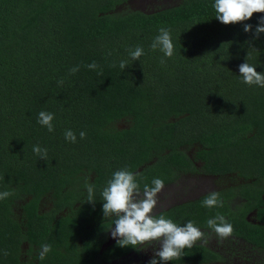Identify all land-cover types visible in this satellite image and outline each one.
Returning <instances> with one entry per match:
<instances>
[{"label":"trees","instance_id":"16d2710c","mask_svg":"<svg viewBox=\"0 0 264 264\" xmlns=\"http://www.w3.org/2000/svg\"><path fill=\"white\" fill-rule=\"evenodd\" d=\"M129 1L0 0V192L14 193L0 201V264H21L23 251L42 244L52 251L38 264H95L136 251L116 241L99 254L113 226L103 215V189L122 169L136 174L141 191L154 178L166 184L171 168L192 166L188 148L204 173L234 174V189L249 194L237 213L206 208L208 195L201 197V226L220 213L234 235L264 249V87L245 84L239 72L248 62L264 73V34L254 37L264 13L225 25L215 18V0L151 12L129 9ZM161 27L170 29L171 58L151 48ZM137 46L144 55L132 61ZM121 60L129 61L125 70ZM92 62L96 70L85 67ZM41 111L54 114L53 132L37 122ZM68 129L76 143L65 139ZM35 145L47 149V160ZM85 177L95 204L87 203ZM250 211L255 224L245 219ZM76 251L77 262L65 259ZM209 255L185 249L169 264Z\"/></svg>","mask_w":264,"mask_h":264},{"label":"clouds","instance_id":"9594fccd","mask_svg":"<svg viewBox=\"0 0 264 264\" xmlns=\"http://www.w3.org/2000/svg\"><path fill=\"white\" fill-rule=\"evenodd\" d=\"M216 12V19L225 25L240 24L249 21L255 13H264V0H215L213 5ZM243 30L252 33L253 27L245 23ZM264 34V17L259 19L255 28L254 37L259 39ZM151 48L159 49L166 58L174 55V44L170 34V29L161 27L159 34L154 38ZM144 55L142 47L137 46L134 50H129L132 61H139ZM249 55V53H248ZM248 59V56L247 58ZM166 63L164 58L161 64ZM116 65L113 64V67ZM89 70H96V62L86 65ZM121 70L129 67L128 60H121L119 63ZM80 67L70 69V74H76ZM240 76L243 82L249 86L257 85L264 87V73H258L256 67L248 62L239 66ZM63 80L58 83L63 84ZM54 114L46 111L38 113L37 122L46 127L48 132L54 131ZM65 139L71 143L77 142L76 134L68 129L64 133ZM86 132L79 133L80 139L86 137ZM33 152L41 159L47 160V149L38 145L33 146ZM90 177L84 178V187L87 190V203L95 204V185L90 181ZM165 188L163 179L154 178L152 186L144 185L141 191L136 174L122 169L113 173L107 186L102 191L103 215L105 220H111V236L117 241V246L121 248L132 247L137 250L147 249L155 244L159 247L153 253L150 264H169V262L181 258L185 249H192L198 241L201 246L209 243L208 236L200 228L195 226L193 221L187 222L184 226L176 224L172 219L163 214L157 215L154 211L159 206L158 194ZM14 193L12 191L0 192V201L8 199ZM202 206L206 208H222L224 202L219 193L213 192L202 201ZM207 226L213 230L220 240L227 239L234 232L233 225L226 220L224 215L217 213L214 218L207 220ZM52 251L50 244H42L38 250L39 260ZM5 256L8 252H3Z\"/></svg>","mask_w":264,"mask_h":264},{"label":"flooded vegetation","instance_id":"af4514ba","mask_svg":"<svg viewBox=\"0 0 264 264\" xmlns=\"http://www.w3.org/2000/svg\"><path fill=\"white\" fill-rule=\"evenodd\" d=\"M180 1V0H178ZM194 149H185L184 153L188 156V159L192 161V166L187 168L186 171H179L178 168H171L174 172V176L168 183L165 184L167 193L169 194L167 204H160L159 206H167L166 208L156 212V214L161 212H168L167 218L172 219L176 224L184 226L187 222L193 221L195 226L200 228L208 236L209 243L207 245L201 246L202 242L198 241L193 248H198L199 250L205 249L209 252V257L212 258L210 261H204L200 263V257L197 259L196 263H186V264H245L251 262L252 264H264V249L255 247L253 244L246 242L242 238L232 234L231 237L220 240L217 234L208 228L202 227L200 223V198L210 193L216 192L220 194L221 199L224 202L222 207L224 210L232 213H237L242 205L245 204L247 199L242 197L243 195H249L248 193H241L240 190H235V179L236 175L225 174V175H213L203 172V164L200 162V157L194 156ZM228 179V183L224 184L222 180ZM186 186L192 188V192H188L184 196L183 192ZM199 202V203H198ZM77 211H75L76 213ZM43 216H48V210L44 207L41 211ZM74 213V214H75ZM59 213L56 214V217ZM255 212L250 211L247 213L245 219L249 223L255 224ZM102 221V220H101ZM107 229L104 236H100L103 243L100 247L99 254L103 249H105L110 244L116 242L111 236V232ZM27 249L25 246H23ZM140 250L132 251L123 258L115 259L112 261L102 262V258L98 260L95 264H121L124 260H129L131 257L136 256ZM38 247H34V252L29 253L23 251L20 261L21 264H38L39 259L37 258ZM73 255H67L66 258L75 259L77 262L82 255V252H73ZM249 254V256H246ZM153 256L150 257V261ZM53 259V258H52ZM144 262L143 264L147 263ZM232 262V263H231ZM182 264V263H175Z\"/></svg>","mask_w":264,"mask_h":264},{"label":"rangeland","instance_id":"374dc122","mask_svg":"<svg viewBox=\"0 0 264 264\" xmlns=\"http://www.w3.org/2000/svg\"><path fill=\"white\" fill-rule=\"evenodd\" d=\"M177 2L179 1L178 0H130L127 3V7L132 10L136 9L140 11L151 12L156 9L170 7L176 4ZM222 182L226 184L228 183V179L222 180ZM188 192H192V188L186 186L183 192L184 196H186ZM192 193H193L192 196H194V192ZM168 197L169 194L167 193V190L164 189L160 194H158L159 203L162 205L167 204V202H169ZM166 207L167 206H158V208L155 209L154 211L158 212ZM158 247L159 245L155 244L154 242V245L152 247L140 250L136 256L131 257L128 261L124 260L121 264H143L144 262L148 261L151 256H153L154 251L157 250ZM246 256H249V254H246ZM245 264H252V263L248 262Z\"/></svg>","mask_w":264,"mask_h":264}]
</instances>
